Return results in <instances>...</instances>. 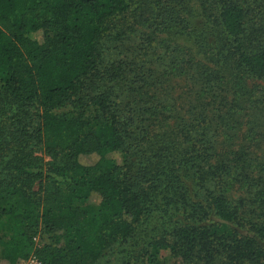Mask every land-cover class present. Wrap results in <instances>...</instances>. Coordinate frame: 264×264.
Masks as SVG:
<instances>
[{"label":"trees","instance_id":"obj_1","mask_svg":"<svg viewBox=\"0 0 264 264\" xmlns=\"http://www.w3.org/2000/svg\"><path fill=\"white\" fill-rule=\"evenodd\" d=\"M139 2L0 0V264H264V131L238 120L264 35L233 0Z\"/></svg>","mask_w":264,"mask_h":264},{"label":"rangeland","instance_id":"obj_2","mask_svg":"<svg viewBox=\"0 0 264 264\" xmlns=\"http://www.w3.org/2000/svg\"><path fill=\"white\" fill-rule=\"evenodd\" d=\"M140 0H132V8L135 10V12L139 13V7L143 6L141 5ZM215 1V0H214ZM236 2L238 5L243 7L246 11V16H245V28L247 29L248 32H251L254 36L259 35L260 38L262 35H264V0H233ZM147 3V2H146ZM143 9V8H142ZM146 14L142 12V14L138 17V20L141 21L143 17H145ZM147 16V15H146ZM138 28L134 29L133 34L139 33V31H142V28L140 25L137 26ZM257 85L254 87L251 86L250 89H258L257 87L260 86L262 83L261 80L257 81ZM260 84V85H259ZM256 96H261L260 93H256ZM251 115H247V117L243 118H238L239 123H240V129L239 131H247L248 128L251 125H254L253 123H261L259 124L262 126L260 127V131H264V110H261L259 108H256ZM29 124L32 126L37 123L35 119H32V121H28ZM30 129H33L30 127ZM249 131V130H248ZM34 142H32L33 144ZM30 145L33 154L37 156L38 158L41 159L43 163H46L47 161L50 160L49 156H47L44 152L43 146L41 144H33ZM261 157H264V151L262 150ZM260 154L258 155L260 157ZM113 158L121 164L120 156L118 154L113 155ZM85 161V160H84ZM44 188V182L39 183L36 181L33 185V190L35 191H41ZM92 201H94V198H92ZM2 231L6 232L7 231V226L5 223L2 224ZM48 242V234L46 231L43 229H40L36 238H35V243L37 245H41L43 243ZM121 254H120V249L115 247L114 249L112 248L109 250L104 257L99 261L98 264H120L121 262ZM29 263V259L26 261V264ZM158 264H187V262H183L181 259H174L172 257H169L166 255V253L162 254V257L160 258ZM218 264V263H215Z\"/></svg>","mask_w":264,"mask_h":264},{"label":"built area","instance_id":"obj_3","mask_svg":"<svg viewBox=\"0 0 264 264\" xmlns=\"http://www.w3.org/2000/svg\"><path fill=\"white\" fill-rule=\"evenodd\" d=\"M28 264H36V260L34 258H30Z\"/></svg>","mask_w":264,"mask_h":264}]
</instances>
